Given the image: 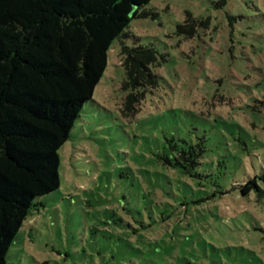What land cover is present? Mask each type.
Returning <instances> with one entry per match:
<instances>
[{"label": "rangeland", "instance_id": "374dc122", "mask_svg": "<svg viewBox=\"0 0 264 264\" xmlns=\"http://www.w3.org/2000/svg\"><path fill=\"white\" fill-rule=\"evenodd\" d=\"M128 31L166 60L127 109L121 39L60 149V187L37 199L7 264H264V0H152ZM208 19L178 33L187 13ZM133 38L129 45H135ZM205 141L198 175L172 142ZM131 223L132 226H128ZM146 226V228L144 227Z\"/></svg>", "mask_w": 264, "mask_h": 264}, {"label": "trees", "instance_id": "16d2710c", "mask_svg": "<svg viewBox=\"0 0 264 264\" xmlns=\"http://www.w3.org/2000/svg\"><path fill=\"white\" fill-rule=\"evenodd\" d=\"M151 1L0 0V264L42 205L37 199L60 187V149L104 76L114 40L122 44L127 109L164 80L155 68L165 55L128 31L133 19L158 16L146 9ZM208 22L188 12L178 33L193 37ZM183 142L170 143L160 157L198 175L205 141ZM240 189L264 196L257 177Z\"/></svg>", "mask_w": 264, "mask_h": 264}]
</instances>
